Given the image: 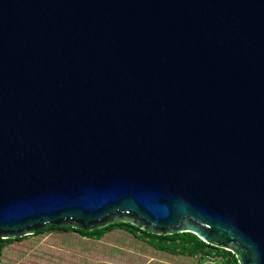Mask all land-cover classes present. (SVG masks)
<instances>
[{
	"label": "water",
	"instance_id": "water-1",
	"mask_svg": "<svg viewBox=\"0 0 264 264\" xmlns=\"http://www.w3.org/2000/svg\"><path fill=\"white\" fill-rule=\"evenodd\" d=\"M119 223L264 264V0H0V239Z\"/></svg>",
	"mask_w": 264,
	"mask_h": 264
},
{
	"label": "rangeland",
	"instance_id": "rangeland-1",
	"mask_svg": "<svg viewBox=\"0 0 264 264\" xmlns=\"http://www.w3.org/2000/svg\"><path fill=\"white\" fill-rule=\"evenodd\" d=\"M34 236V235H33ZM26 237L5 250L4 264H220L155 250L130 233L114 230L94 241L72 232Z\"/></svg>",
	"mask_w": 264,
	"mask_h": 264
},
{
	"label": "trees",
	"instance_id": "trees-1",
	"mask_svg": "<svg viewBox=\"0 0 264 264\" xmlns=\"http://www.w3.org/2000/svg\"><path fill=\"white\" fill-rule=\"evenodd\" d=\"M114 230H122L127 233L133 235L136 239L147 242L151 245L155 250L166 252L172 255H180L187 256L193 258H200L205 260L206 257L210 256L214 259H219L221 261L220 264H238V261L231 252L225 251L223 249L212 247L198 237L191 233H183L176 234L172 236H156L152 234H148L139 230L138 228L125 223H119L104 227L102 229H96L91 232H85L81 230H77L74 228L67 227H58V226H48L42 230L37 231L33 238L45 234L51 233L54 231L57 232H72L78 234L84 238L99 241L101 240L107 233ZM32 237V236H31ZM26 237L15 239V240H2L0 239V254L3 257V262L5 258V250L9 249V246L14 244L15 242H21ZM4 264V263H2Z\"/></svg>",
	"mask_w": 264,
	"mask_h": 264
},
{
	"label": "built area",
	"instance_id": "built-area-1",
	"mask_svg": "<svg viewBox=\"0 0 264 264\" xmlns=\"http://www.w3.org/2000/svg\"><path fill=\"white\" fill-rule=\"evenodd\" d=\"M205 260H206L207 262H213V261H214V258L208 256V257H206ZM2 263H3V257H2V255L0 254V264H2Z\"/></svg>",
	"mask_w": 264,
	"mask_h": 264
}]
</instances>
